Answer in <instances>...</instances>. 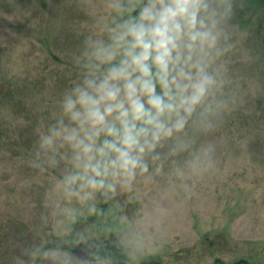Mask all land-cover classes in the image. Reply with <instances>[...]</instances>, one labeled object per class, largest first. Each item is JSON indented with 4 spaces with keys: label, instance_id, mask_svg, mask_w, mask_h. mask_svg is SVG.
I'll return each instance as SVG.
<instances>
[{
    "label": "rangeland",
    "instance_id": "obj_1",
    "mask_svg": "<svg viewBox=\"0 0 264 264\" xmlns=\"http://www.w3.org/2000/svg\"><path fill=\"white\" fill-rule=\"evenodd\" d=\"M42 1L44 11L38 0H0V75L23 95L0 118L6 132L0 141V264H114L91 260L106 240L116 241L130 264H264V122L250 130L248 121L264 100V11L238 24L240 0H232L227 105L214 127L190 126L187 151L172 154L174 141H166L157 149L161 159L148 158L149 173L138 174L130 187L81 201L69 198L61 183L71 169L70 150L53 162L37 133L52 122L58 99L78 74L74 58L84 39L100 35L115 14L109 0ZM38 13L34 33L12 27L33 25ZM208 145L210 166L191 165V153ZM52 250L66 256L44 255Z\"/></svg>",
    "mask_w": 264,
    "mask_h": 264
},
{
    "label": "clouds",
    "instance_id": "obj_2",
    "mask_svg": "<svg viewBox=\"0 0 264 264\" xmlns=\"http://www.w3.org/2000/svg\"><path fill=\"white\" fill-rule=\"evenodd\" d=\"M108 7L112 22L84 39L74 58L78 74L37 133L53 162L70 150L61 183L81 201L130 187L149 173L148 158L161 159L157 149L166 141H174L172 154L187 151L186 130H211L227 105L232 0H109ZM212 151L208 145L191 153L189 163L210 166Z\"/></svg>",
    "mask_w": 264,
    "mask_h": 264
},
{
    "label": "trees",
    "instance_id": "obj_3",
    "mask_svg": "<svg viewBox=\"0 0 264 264\" xmlns=\"http://www.w3.org/2000/svg\"><path fill=\"white\" fill-rule=\"evenodd\" d=\"M38 1H39L38 3L40 4V6L42 5V8L40 9L39 7L38 9L42 11L46 10L47 7L45 6V2L42 0H38ZM238 4L239 5L236 6L237 8H236L235 20L238 24H241V25L246 24L247 21L255 18L259 14V12L264 11V0H240ZM26 8L27 7L24 6V9ZM38 16H39V13L37 15L36 21L31 22V23L34 22L33 25H28L24 23L26 25L24 24L14 25L12 27L15 28V31L17 32L28 30V31H33L34 33V28L37 25V23H39ZM40 22L43 23L44 18H42ZM260 24L261 22L259 23V26ZM40 34L42 35L40 36V38L42 39V37H44L43 32L41 31ZM24 38L25 37H23V39ZM23 39H21V41H23ZM40 42L44 43L43 40H41ZM47 45L48 44H45L46 52L48 56L52 59V61H55V62L59 61L57 54L54 53L53 50ZM263 53H264V49H263ZM0 78H1V75H0ZM19 90H21V86L15 84L13 81L11 82L10 80L6 78L0 79V118L2 115H4L3 110H5V107L7 104L11 102V105L13 106L15 99H18L19 96H23ZM249 117L250 119H248V121L250 124V130L259 129L262 123L264 122V100L261 99L259 101V108L256 109L253 115H250ZM4 133L6 132L3 129V125L0 123V141L2 140L3 138L2 136ZM91 260H93L94 262L110 261V262H113L114 264H130L127 253L114 240H106L102 242L96 248V251L93 253ZM138 264H162V263L156 260H153V261L150 260V261H144ZM216 264H253V263L248 259H240L234 263H226V262L217 260Z\"/></svg>",
    "mask_w": 264,
    "mask_h": 264
}]
</instances>
